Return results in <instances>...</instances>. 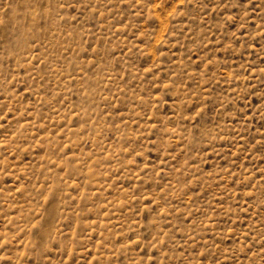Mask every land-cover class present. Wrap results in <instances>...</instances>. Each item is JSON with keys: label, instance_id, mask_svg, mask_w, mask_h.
Instances as JSON below:
<instances>
[{"label": "rangeland", "instance_id": "rangeland-1", "mask_svg": "<svg viewBox=\"0 0 264 264\" xmlns=\"http://www.w3.org/2000/svg\"><path fill=\"white\" fill-rule=\"evenodd\" d=\"M0 264H264V0H0Z\"/></svg>", "mask_w": 264, "mask_h": 264}]
</instances>
